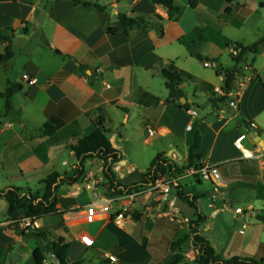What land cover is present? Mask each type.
<instances>
[{
	"label": "crops",
	"instance_id": "crops-1",
	"mask_svg": "<svg viewBox=\"0 0 264 264\" xmlns=\"http://www.w3.org/2000/svg\"><path fill=\"white\" fill-rule=\"evenodd\" d=\"M92 1L106 10L72 0H0V35L14 33L9 41H0V55L8 46L14 54L0 68V173L16 171L31 179L42 178L35 190L43 189L40 182L53 172L70 175L76 163L72 146L90 131L99 107L106 110V129L122 156L119 164L134 167L123 180L118 178L123 184L139 181L161 153L178 166L186 165L189 142L198 131L201 141L197 153L201 162L218 167L221 189L226 194L225 200L214 199L211 182L187 174L178 177L186 193L198 196L200 212L206 217L202 235L222 260L264 258V147L249 136L250 129L245 126L254 124L264 141V0L259 6H248L243 0H232L230 4L227 0H196L194 8L190 7L191 0H176L182 13L174 20L169 19L166 7L151 0ZM120 13L158 14L163 18V34L154 28H133L126 35ZM108 28H118L119 32L110 34ZM260 40L263 42L256 53L245 52L253 58L252 63L243 56L236 60L234 44L247 47ZM196 53L218 60L213 62L216 66H206L194 56ZM172 62L182 76L179 87L183 97L179 101L169 98L163 76ZM221 66L238 71L236 79H247L235 108L230 106L229 97L224 103L219 101L225 92ZM25 76L35 83L30 84ZM12 85L18 88L7 110L6 97L1 95ZM46 123L54 126L53 132H47ZM138 143L151 147L153 154L149 166L139 173L129 149ZM21 146L29 150L24 155L19 152ZM60 164L70 167L59 171ZM100 168L101 164L90 163L87 176ZM69 188L57 205L63 217L47 215L38 219L50 240L61 236L72 240L68 262L79 261L70 255L77 243L86 248H104L116 256L114 264H198L185 257L195 246L191 237L180 244L176 242L178 236L166 233L168 226L177 230L187 226L151 215L159 204L156 197L148 193L136 196L134 212L139 211L138 201L145 199L138 221L131 216L118 225L113 219L125 201L100 189L112 201L110 214L86 224L84 205L78 199L85 189L82 185ZM205 199L209 214L200 205ZM161 204L168 209V203ZM237 207H242L244 213L236 215ZM224 210L232 212L241 223L238 232L244 237L228 233L220 238L205 233L213 229L214 220ZM8 223L7 216L0 221V264H12L9 255L14 250L20 254V261L26 260L21 250L30 243L35 245L30 250L32 263L37 264L33 257L35 242L25 240ZM92 225L96 229L88 228ZM223 226L221 223L219 228ZM84 234L92 236L93 247L81 242ZM104 253H100L101 262L110 264L103 258Z\"/></svg>",
	"mask_w": 264,
	"mask_h": 264
},
{
	"label": "trees",
	"instance_id": "trees-1",
	"mask_svg": "<svg viewBox=\"0 0 264 264\" xmlns=\"http://www.w3.org/2000/svg\"><path fill=\"white\" fill-rule=\"evenodd\" d=\"M31 3L33 0H27ZM75 4H82L84 6H93L101 11H105L106 7L94 2L92 0H72ZM153 4L163 5L168 9L169 19H177L182 13L181 6L176 0H151ZM232 0H227L226 3L230 4ZM196 0L190 1V7H195ZM264 7V2L261 3ZM226 13L230 14V8L226 10ZM119 20L123 32L129 35L130 30L133 28H154L160 35L163 34V18L155 13H137L133 16L120 13ZM110 34H117L118 28H108ZM14 36L12 34L0 35V41H9ZM263 42L260 40L250 46L243 47L240 44H234V49L238 51L236 60H242V56L245 52L256 53L258 47ZM58 55L64 57H70V55L63 54L59 50H55ZM13 51L8 46L3 54L0 55V68L13 58ZM194 56L202 62H217L218 60H212L202 54L196 53ZM221 71L224 73V88L225 92L233 89L234 79H236V70H230L221 66ZM163 76L166 79V85L169 89V98L171 100L179 101L183 97V93L179 85L182 83V76L178 69L172 62L168 70L163 71ZM17 86H10L7 91L2 94V97H6L7 110L10 109V98L14 92L17 91ZM227 96H223L219 101L221 103L226 102ZM214 103V99L210 100ZM185 103L183 106L185 107ZM97 117L92 120L90 131L80 138L76 144L72 146L76 163L72 167L70 175L66 173L53 172L48 175L40 183L43 184L42 194L36 190L31 189L24 190L18 187H9L5 190H0V199L6 202V216L10 222L9 226L15 230V232L22 236L25 240H33L36 244V248L33 251V257L37 264L43 263L48 258H54L56 264H81L80 261L68 262L67 255L68 250L72 245V240L67 237L61 236L55 240L48 238L49 233L39 229L31 230L28 232L16 230L17 225L12 222L17 220L21 216H25L31 219H41L47 215H59L62 212L59 211L58 205V193L63 186L75 187L84 183L87 178L88 169L90 163L101 164L100 172L103 176V183L106 189V193L110 197L123 196L125 194H131L149 188L159 175H167L176 181L173 183L171 194L172 197H179L183 201L189 203L191 206H195L197 213L196 218L191 220V232L188 234V238L191 237L195 246L200 249V258L198 264H264V258L260 260L246 259L239 257H232L228 260H222L215 255L214 249L210 242L202 235L201 226L205 222L206 217L200 212L198 205V196L191 193H186L183 186L177 180L179 176L183 175L188 169L195 166L198 167L201 164V156L197 153L200 147L201 134L196 131L193 134L191 142H189L187 163L183 166H178L176 163L169 161L165 153H161L155 156L152 160L148 170L143 173L141 179L131 184H123L113 171V167L122 161L120 152L113 146L110 139V131L106 129V110L104 107L98 108ZM249 129L250 124H245ZM46 128H49L47 132H53L54 126L50 123L45 124ZM132 219L138 221L139 213L134 212ZM174 264V263H172Z\"/></svg>",
	"mask_w": 264,
	"mask_h": 264
},
{
	"label": "built area",
	"instance_id": "built-area-1",
	"mask_svg": "<svg viewBox=\"0 0 264 264\" xmlns=\"http://www.w3.org/2000/svg\"><path fill=\"white\" fill-rule=\"evenodd\" d=\"M233 53L234 55L238 54L236 50H234ZM205 65L214 66V67L216 66V64L213 62H205ZM25 79L30 84L35 83V80L27 76H25ZM243 80L244 79L242 77H238L237 79L234 80L233 89L223 93L224 96L231 98L230 106H232L233 108L236 107L237 101L241 96V93L245 87L246 83ZM189 112L191 113L192 116L196 115L195 111H189ZM251 126L254 127V124H251ZM188 129L191 130L192 125H189ZM153 133L154 132L152 130H149L150 135H153ZM200 164L201 165L198 167L193 166L190 169H188L184 173V175L187 174L188 176L200 178L202 180L211 182L212 197L214 199L219 198L221 200H225L226 194L221 189L223 186V182L218 167L203 162H201ZM113 170L114 173L117 174L118 178L120 180H123L128 174L134 171V167L130 165H125V167H122L121 164L118 163L113 167ZM175 181H176L175 179L167 175H159L158 178L149 188L121 196V199L124 200L125 202L121 205L119 211L115 215L113 219L114 222L119 225L123 223L126 218H130L135 211V205H134L135 197L143 193H148L150 194V196L156 197L159 200V204L155 209V213L151 214L152 216L155 214V216L159 218L168 217L172 222H174L178 226L181 227L187 226V228L191 232V219L187 215H185L181 211V209L176 205V197L169 199L172 186ZM84 183H85L84 189L90 190L92 192L93 200L90 203L84 205L83 220L86 224H92L95 223L100 216H107L108 214H110L112 201L109 198L102 195L100 187L98 186L99 181L94 179V175L87 176ZM161 202L168 203V209H163ZM209 206L215 207L214 203H210ZM224 208L226 209L229 207L225 205ZM234 212L236 215L243 214L244 209L242 207H237L234 210ZM12 223L14 225H17L16 230L18 231L24 230V232H28L31 230L41 228V226L38 223V219H31L25 216L19 217L17 220L13 221ZM80 240L87 247H93L94 245V240L92 236L89 234L82 235ZM89 241H91V243H89ZM102 256L103 258L107 259L110 264H114L117 261L116 256L108 252H105ZM185 257L187 258V260L191 262L198 263L200 258V249L193 246L188 252H186ZM41 264H50V263H48L47 260H45Z\"/></svg>",
	"mask_w": 264,
	"mask_h": 264
},
{
	"label": "rangeland",
	"instance_id": "rangeland-1",
	"mask_svg": "<svg viewBox=\"0 0 264 264\" xmlns=\"http://www.w3.org/2000/svg\"><path fill=\"white\" fill-rule=\"evenodd\" d=\"M248 3V6H254L257 5L259 6L260 1L262 0H243V2ZM249 28H245L244 29V34L247 35L248 32H246ZM238 32V31H237ZM241 32V31H240ZM243 58H246L247 61L249 63L253 62V58L251 57L250 54L245 53L243 55ZM245 83H247V79L243 80ZM1 106H3L2 101H0V108ZM19 152L21 153V155L26 154L29 150L25 149L23 146H21ZM131 151V159L132 162H136L138 163V173L140 171H142L143 168H147L150 164L149 161H151L150 159H152L153 154H152V150L151 147H147L144 146L143 144H136L134 146H131L130 148ZM10 161V159H9ZM74 161V159L72 160ZM72 161H70L71 165H72ZM76 162V159H75ZM70 166L68 167H63L61 164L60 166L57 168L59 171H64V169H68ZM145 171V170H144ZM94 179L99 181L98 186L100 187V189H104V191L106 192V189L104 187V179L103 176L100 172V169H96L94 170ZM45 177V176H44ZM42 178H38V179H31L28 178L27 176L22 175L21 173H17L16 171L14 172H9V173H0V190H5L9 187H18V188H22L24 190H27L28 188H30L32 191H35V189L37 187H39L38 182L41 180ZM134 182V181H132ZM204 184L206 185V182L204 181ZM82 188H85V183L82 184ZM70 188L67 186H63L59 193H58V198H64L65 195L67 194V190H69ZM38 193L42 194V188L36 190ZM80 203L82 205H85L89 202H91L93 200V195L92 192L90 190H83L81 192V194L78 197ZM144 200H139L138 201V208H139V212L142 213V208L144 207ZM59 201V199H58ZM201 208L202 211L204 213L209 214L211 212L210 209H208L207 205V200L205 199L204 201L201 202ZM218 206L221 207V204H219ZM6 208V206H5ZM4 209H1L0 206V210H3L2 212L0 211V221H3L6 219V216L4 215V213L6 214V211ZM4 212V213H3ZM140 214V213H139ZM61 217H63L64 213L62 212L61 214H59ZM42 219V218H41ZM39 222H43L41 220H39ZM215 223H213V229L210 232H205L207 235H210V233H214L215 236L217 237H227L228 233L229 234H235L236 238H240V237H244V235H241L238 231L240 228H242L241 223L239 224L236 219L234 218L232 212L224 210L222 212H220V214L218 215L217 219L214 220ZM223 223L224 224V229H220L219 225ZM210 224H212V220H210ZM123 226V224H122ZM10 227V226H9ZM205 227V226H204ZM88 228L90 229H96L95 225L92 226H88ZM187 228L182 229V230H177L173 225L172 226H168L166 233L169 235H175L178 236L177 239V243L180 242V244H184V242L186 243L187 238H188V233H187ZM246 231V230H245ZM260 230L258 229V234H259ZM263 237V235H262ZM264 239V238H263ZM184 241V242H183ZM19 246L17 245L16 249L19 250ZM35 245L34 243H30V245L26 248H23L21 251L22 253H24L26 255V260L29 264H33L32 262V253L30 254V250L32 248H34ZM15 251V250H14ZM106 252V250L104 248H100V250L96 247L94 248H86L83 246H80L76 243L74 249L71 251V256L76 257L79 261H81V264H103L100 260V253ZM257 260H259L258 258H256ZM19 261L16 264H26L25 261ZM47 262L50 264H56L55 259L54 258H48Z\"/></svg>",
	"mask_w": 264,
	"mask_h": 264
},
{
	"label": "water",
	"instance_id": "water-1",
	"mask_svg": "<svg viewBox=\"0 0 264 264\" xmlns=\"http://www.w3.org/2000/svg\"><path fill=\"white\" fill-rule=\"evenodd\" d=\"M185 100H182V103H184ZM228 107V106H227ZM249 136L259 145L264 147V141L261 140V137L259 135V132L250 125L249 127ZM176 205L181 209V211L187 215L191 220L196 218V207L191 206L189 203L183 201L181 198L177 197L176 198ZM0 206L1 209H4L6 206V202L2 199H0ZM10 260L12 264H16L17 262L20 261V254L17 251H12L10 252Z\"/></svg>",
	"mask_w": 264,
	"mask_h": 264
},
{
	"label": "snow or ice",
	"instance_id": "snow-or-ice-1",
	"mask_svg": "<svg viewBox=\"0 0 264 264\" xmlns=\"http://www.w3.org/2000/svg\"><path fill=\"white\" fill-rule=\"evenodd\" d=\"M89 243H91V241H89Z\"/></svg>",
	"mask_w": 264,
	"mask_h": 264
}]
</instances>
